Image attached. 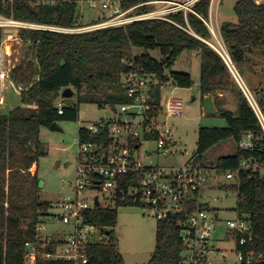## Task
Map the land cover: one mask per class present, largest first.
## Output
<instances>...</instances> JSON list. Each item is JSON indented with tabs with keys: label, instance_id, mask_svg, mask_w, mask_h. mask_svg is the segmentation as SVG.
Returning <instances> with one entry per match:
<instances>
[{
	"label": "trees",
	"instance_id": "trees-1",
	"mask_svg": "<svg viewBox=\"0 0 264 264\" xmlns=\"http://www.w3.org/2000/svg\"><path fill=\"white\" fill-rule=\"evenodd\" d=\"M77 1L55 0V4H50L44 3L45 0H0V17L40 26L75 28L80 17ZM193 9L196 14L188 13L187 18L183 12L170 15L182 27L165 20H146L126 27L75 34L42 29L19 31V39L29 45V50L35 48L36 56L35 62H22L10 74L12 82L22 89V105L6 112L0 110V264H25L28 244L38 240V227L52 216L54 206L41 200L38 170L32 171L47 154L40 138L41 129L77 121L83 103L112 110L131 104L121 83L123 74L141 70L155 77L158 84L152 88V97L160 105L159 93L166 84L172 82L180 88L194 86L190 74L174 72L173 68L184 53L198 54L203 97L211 94L219 102L226 93H234L238 112L235 115L217 103L218 114L227 120L228 127L200 128L197 152L192 159L217 176L236 172L242 160L252 157H259L264 169V141L258 118L220 49L214 46L213 32L205 23L211 18V0H202ZM234 11L239 22L223 23L219 33L237 66L255 52L264 55V2L241 0ZM4 39L5 32L0 28V48ZM152 52H158L162 59L154 58ZM67 88L76 91V103L65 106L61 115L56 103ZM260 105L264 110L263 98ZM249 134H253L257 144L254 152L240 148ZM79 136L82 143L107 146L112 142L108 131L93 135L82 127ZM228 141L235 144V152L220 157L214 167L207 166L206 154ZM122 187L127 189V185ZM218 190L236 194L237 214L250 216L252 240L243 248L264 255V175L240 171ZM196 197L197 201L189 202L184 212L157 219L156 246L147 264H184L186 246L182 233L190 214L201 208L218 215V210L200 202L199 193ZM114 201V207L95 208L88 215L89 223L105 235L101 242L89 246L88 264H126L115 231L119 209L142 206L120 197ZM240 239L239 235L229 234L226 240L239 245ZM60 243L45 248L40 244L36 264H73L46 258L57 251Z\"/></svg>",
	"mask_w": 264,
	"mask_h": 264
},
{
	"label": "built area",
	"instance_id": "built-area-1",
	"mask_svg": "<svg viewBox=\"0 0 264 264\" xmlns=\"http://www.w3.org/2000/svg\"><path fill=\"white\" fill-rule=\"evenodd\" d=\"M200 1L202 0H78L80 11L81 7L87 6L98 14L96 21L81 25L83 18L79 12V24L75 28H59L0 17V28L4 32L7 30V33L8 29H16L15 31L18 32L21 29H42L75 34L126 27L134 22L146 20H165L182 27L171 20L170 15L183 12L187 18L188 13H195L193 8ZM213 2L214 0H211V9ZM255 2L261 4L264 0ZM44 3L56 2L45 0ZM205 23L215 34L214 26L211 27L207 21ZM8 37L12 38V35ZM219 52L256 114L264 141V110L260 105V98L264 100V90L260 89L253 93L243 81H240L236 66L227 51L222 48ZM12 62V53H6L2 44L1 90L4 89L5 83L12 82L10 74L16 67ZM121 80L131 104L119 106L115 111L111 109L112 117L83 126L93 135L108 131L112 142L107 146L82 143L78 136L74 196L59 202L55 207L57 212L50 217L56 224L71 227L72 232L66 237L59 238L43 236L47 223L41 224L38 227L40 235L38 240L28 244L25 264H36L40 244L45 248L59 241L61 243L57 251L47 254L46 258L62 259L73 264H88L89 246L101 242L105 236L99 227L88 221V215L93 209L104 207L102 197L105 202L113 205L118 197L124 201L130 199L134 204H140L148 210V216L164 219L169 215L184 212L189 202L197 201L196 193H199L201 200L204 190H209L210 180L217 177L216 172L205 169L192 158L177 168H164L152 162L154 152L165 158L173 155L177 143L174 141L168 120L183 116L184 105L181 100L174 97L161 99L160 105H157L152 97V88L157 86L158 81L145 71L137 70L123 74ZM63 100L61 95L56 103L61 115L64 107L67 106ZM240 148L244 151H256L257 144L254 142L253 134L245 136ZM259 151L262 152V149ZM261 165L259 157L244 159L240 162L239 169L236 172H228L225 178L231 182L240 171H252L264 175ZM125 185L127 189L122 187ZM90 191L96 194L87 196ZM96 199L99 206L96 205ZM219 222L218 215L205 209L198 208L190 214L182 236L186 246L184 264H210L208 255ZM225 227V239L229 234L241 236L239 245L234 241L237 264H264L263 254L243 248L252 240L250 216L240 217L237 214V218L226 221Z\"/></svg>",
	"mask_w": 264,
	"mask_h": 264
},
{
	"label": "rangeland",
	"instance_id": "rangeland-1",
	"mask_svg": "<svg viewBox=\"0 0 264 264\" xmlns=\"http://www.w3.org/2000/svg\"><path fill=\"white\" fill-rule=\"evenodd\" d=\"M29 1L36 2L39 0ZM239 1L241 0H214L212 3L211 18L208 23H210L211 27L214 26V46H217L216 48L220 50L222 48L226 50V48L220 38L219 27L225 22L235 24L239 22V18L234 11V6ZM80 13L83 18L81 19V25L90 24L98 18V14L87 6L81 7ZM15 30L8 29V33L5 30L4 39V41L7 39L12 48V64L17 66L22 62H35V48L29 50L19 39V32ZM9 35H12V38H9ZM151 55L159 61L162 59L158 52H152ZM236 70L241 78L240 81H243L253 93L260 89L264 90V55L262 52H255L249 55L248 60L244 64L236 66ZM173 71L190 74L194 86L192 88H180L170 82L160 90L161 99L166 100L168 97H174L181 100L184 105L183 116L172 117L168 120L174 141L177 143L173 155L165 158L154 152L152 158L153 163L164 168H177L184 165L196 154L200 128L228 127L227 120L222 115H208L204 111V97L200 87V59L196 57V54L193 52L184 53L175 63ZM8 84L9 82L5 83L4 88ZM73 91L76 98V91L74 89ZM2 95L9 99L8 107L20 105L21 103L19 96L11 88L3 90ZM214 103L222 104L237 115L236 94L228 92L221 101L217 102L214 99ZM7 110L6 107H2V112ZM112 115L113 113L108 107L100 108L96 104L83 103L80 108V117L77 121L60 122L57 125L59 130L41 129L40 138L46 147L47 154L40 159L38 164V176L42 182L40 196L42 201H49L53 204L54 209L51 214L57 212L55 207L59 202L64 201L67 197L74 196L73 188L78 164L77 140L80 128L100 119L112 117ZM148 147L150 146L148 145ZM235 149L236 146L232 141L213 148L205 156L206 165L214 167L220 157L233 154ZM227 183L229 181L226 180L225 176L212 178L208 184L209 190H204L200 200L201 203L208 204L211 208L218 210L217 214L220 220L217 226L218 231L215 233L211 244V252L208 255V263L210 264H237L238 262L234 241L226 240L224 235L226 221L237 218V195L218 190L219 186ZM95 194V192L90 191L87 196H94ZM101 201L104 207H114L113 204L105 202L103 197ZM148 213L149 211L145 208L137 206L119 209L118 225L115 231L119 239L120 251L126 264H147L152 257L156 246L158 220L155 217L148 216ZM46 221L47 227L43 236L49 235L59 238L66 237L72 232L71 227L56 224L50 217L46 218Z\"/></svg>",
	"mask_w": 264,
	"mask_h": 264
},
{
	"label": "water",
	"instance_id": "water-1",
	"mask_svg": "<svg viewBox=\"0 0 264 264\" xmlns=\"http://www.w3.org/2000/svg\"><path fill=\"white\" fill-rule=\"evenodd\" d=\"M62 97H63V101L67 106H71L73 104L76 103V98H75V92L73 91L72 88H67L63 91L62 93ZM203 108L206 114L208 115H215L218 114V108L214 103V98L213 96L210 94L206 97H204L203 100ZM115 111V110H114ZM50 129L52 130H59L58 126L56 124L52 125L50 127ZM42 182H39V187L41 188ZM96 205L99 206V202L96 199ZM108 234V232L106 233ZM182 236H184V233L182 234Z\"/></svg>",
	"mask_w": 264,
	"mask_h": 264
},
{
	"label": "crops",
	"instance_id": "crops-1",
	"mask_svg": "<svg viewBox=\"0 0 264 264\" xmlns=\"http://www.w3.org/2000/svg\"><path fill=\"white\" fill-rule=\"evenodd\" d=\"M221 26V25H220ZM219 29H220V27H219ZM7 46V47H6ZM29 45L28 44H26V47H28ZM3 48H4V51L6 52V53H11V51H12V48H11V45L8 43V41H7V39H6V41H4V43H3ZM9 49V50H8ZM10 51V52H9ZM196 54V53H195ZM196 57L199 59V55L198 54H196ZM7 88H11V89H13L14 90V92L17 94V96H19V98H20V101H21V92H22V89H20L19 87H17L15 84H13L12 82H9V84H8V86L6 87V88H4L3 90H5V89H7ZM3 90H1V94H0V110H2V107H6L7 109H13V108H15V107H17V106H21L22 105V101H21V103H20V105H15V106H13V107H8V102H9V99L7 98V97H4L3 95H2V92H3ZM214 98V97H213ZM215 99V98H214ZM215 105L216 106H218V104L217 103H215ZM38 170V168L37 167H34L33 168V172H36Z\"/></svg>",
	"mask_w": 264,
	"mask_h": 264
},
{
	"label": "bare ground",
	"instance_id": "bare-ground-1",
	"mask_svg": "<svg viewBox=\"0 0 264 264\" xmlns=\"http://www.w3.org/2000/svg\"><path fill=\"white\" fill-rule=\"evenodd\" d=\"M7 47V46H6Z\"/></svg>",
	"mask_w": 264,
	"mask_h": 264
}]
</instances>
